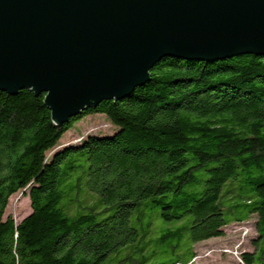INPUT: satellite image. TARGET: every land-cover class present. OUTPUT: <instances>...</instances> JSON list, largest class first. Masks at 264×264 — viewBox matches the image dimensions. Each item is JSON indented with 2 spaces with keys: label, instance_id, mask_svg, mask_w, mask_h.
I'll return each mask as SVG.
<instances>
[{
  "label": "trees",
  "instance_id": "16d2710c",
  "mask_svg": "<svg viewBox=\"0 0 264 264\" xmlns=\"http://www.w3.org/2000/svg\"><path fill=\"white\" fill-rule=\"evenodd\" d=\"M149 73L60 127L44 95L0 91V264H190L250 219L237 264H264V56L168 57ZM92 115L113 133L54 151ZM18 193L31 212L15 222Z\"/></svg>",
  "mask_w": 264,
  "mask_h": 264
},
{
  "label": "water",
  "instance_id": "95a60500",
  "mask_svg": "<svg viewBox=\"0 0 264 264\" xmlns=\"http://www.w3.org/2000/svg\"><path fill=\"white\" fill-rule=\"evenodd\" d=\"M264 56V0H0V91L60 127L150 80L164 58Z\"/></svg>",
  "mask_w": 264,
  "mask_h": 264
},
{
  "label": "rangeland",
  "instance_id": "374dc122",
  "mask_svg": "<svg viewBox=\"0 0 264 264\" xmlns=\"http://www.w3.org/2000/svg\"><path fill=\"white\" fill-rule=\"evenodd\" d=\"M113 131V128L104 117L100 115L85 117L70 127L61 137L59 145L54 151L61 149L63 146L77 145L89 135H111ZM52 153L53 151L48 156ZM30 212L28 197L18 193L9 199L5 214L12 216L15 222H20ZM252 220L246 221L245 225L237 226L233 231L227 230V237L225 238L227 240H210L195 244L193 246L195 257L190 264H237L239 262L238 258L243 252H252L253 250L250 243V239L255 237V231L251 225Z\"/></svg>",
  "mask_w": 264,
  "mask_h": 264
},
{
  "label": "built area",
  "instance_id": "2783aa9c",
  "mask_svg": "<svg viewBox=\"0 0 264 264\" xmlns=\"http://www.w3.org/2000/svg\"><path fill=\"white\" fill-rule=\"evenodd\" d=\"M235 253H236V250H235ZM234 255V254H233ZM238 258V257H237ZM238 260H239V258H238ZM240 261V260H239Z\"/></svg>",
  "mask_w": 264,
  "mask_h": 264
}]
</instances>
